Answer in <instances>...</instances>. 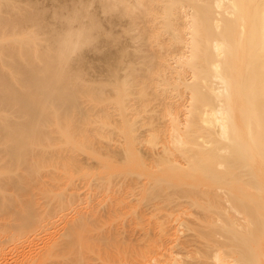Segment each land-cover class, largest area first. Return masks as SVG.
Returning a JSON list of instances; mask_svg holds the SVG:
<instances>
[{
  "label": "bare ground",
  "instance_id": "6f19581e",
  "mask_svg": "<svg viewBox=\"0 0 264 264\" xmlns=\"http://www.w3.org/2000/svg\"><path fill=\"white\" fill-rule=\"evenodd\" d=\"M0 264H264V0H0Z\"/></svg>",
  "mask_w": 264,
  "mask_h": 264
},
{
  "label": "rangeland",
  "instance_id": "374dc122",
  "mask_svg": "<svg viewBox=\"0 0 264 264\" xmlns=\"http://www.w3.org/2000/svg\"><path fill=\"white\" fill-rule=\"evenodd\" d=\"M116 136H117V135H116ZM116 136H114V137L117 139V137H119V136H117V137H116ZM114 142H115V141H114Z\"/></svg>",
  "mask_w": 264,
  "mask_h": 264
}]
</instances>
